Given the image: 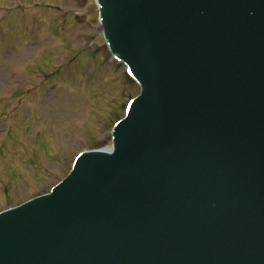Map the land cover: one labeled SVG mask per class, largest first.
Instances as JSON below:
<instances>
[{"label": "water", "instance_id": "obj_1", "mask_svg": "<svg viewBox=\"0 0 264 264\" xmlns=\"http://www.w3.org/2000/svg\"><path fill=\"white\" fill-rule=\"evenodd\" d=\"M99 4L143 94L113 154L0 218V264H264V0Z\"/></svg>", "mask_w": 264, "mask_h": 264}, {"label": "rangeland", "instance_id": "obj_2", "mask_svg": "<svg viewBox=\"0 0 264 264\" xmlns=\"http://www.w3.org/2000/svg\"><path fill=\"white\" fill-rule=\"evenodd\" d=\"M14 1L24 4V7L38 2L34 6L40 9L38 12H41L42 4L48 8L54 4H65L67 8L75 5L74 0H0V7ZM65 9L61 7V12L64 13ZM4 15L5 10H0V18ZM59 15V12L50 9L42 14L18 10L10 20H5L4 25H0L1 85L2 80L13 76L17 67L22 72L25 58L22 52L13 53V64L9 61L5 65L4 61L12 46H25V38L39 40L41 48L44 47L43 52L49 50L56 54L52 57L44 53V56H48L46 62L51 64L45 63L49 72L53 66L62 65V70L52 75V81L43 94L35 100L31 99L35 106L20 107L24 115L10 120L2 118L0 121V211L49 191L66 175L70 163L82 150L109 145L114 119L124 115L127 99L138 92L121 80L124 65H116L115 68L114 63L113 66L107 61L108 56L95 59L88 53L85 57H79L74 64L71 62L73 65H68L71 50L81 51V43L91 32L85 25L78 24L75 18L65 20ZM47 29L48 35L41 37ZM22 31L31 35L21 39ZM47 37L51 38V42L44 44ZM31 45L24 47L26 55L31 56L38 51V41ZM29 63H32V59ZM43 68L47 70V67ZM42 82H34L32 90H38ZM34 113L35 116L30 115Z\"/></svg>", "mask_w": 264, "mask_h": 264}]
</instances>
